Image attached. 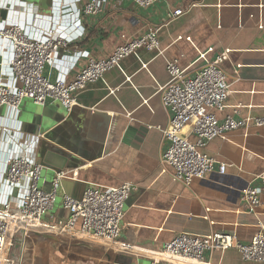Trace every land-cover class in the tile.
I'll return each instance as SVG.
<instances>
[{
  "label": "crops",
  "instance_id": "1",
  "mask_svg": "<svg viewBox=\"0 0 264 264\" xmlns=\"http://www.w3.org/2000/svg\"><path fill=\"white\" fill-rule=\"evenodd\" d=\"M61 2L67 4L68 20L78 16L86 0H12L8 4L3 0L0 10L7 12L4 18L15 13L30 25L49 28L57 19ZM179 8L185 14L170 20V14ZM82 24L83 31L71 45L78 61L72 66L74 59L62 60L60 51L57 67L46 70L52 71L54 80H73L89 57H108L123 42V35H141L152 27L159 29L164 56L142 49L140 59L126 58L121 69H113L105 74L104 81L90 84L79 95V105L73 111L58 100L40 105L25 99L15 114L14 125L21 129V119L38 107L47 108L54 118L65 114L54 125L58 129L53 140L46 141L64 145L79 163L76 169H65L75 172L71 180L83 182L71 187V196L82 197L91 185L112 187L131 182L135 189L126 202L117 241L106 243L87 235L28 230L22 240L16 241L18 250L13 256L19 257L18 263L151 264L162 256L165 244L182 232L205 235L222 231L248 243L258 223H264V203L257 213L250 214L242 200V190L260 185L256 176L264 172V126L230 131L224 138L213 140L206 151L228 164L227 172L214 171L190 185L184 184L161 171L167 144L158 127L168 126L170 114L157 90L159 84L169 81L166 59L180 58V66L194 74L202 65L196 62L200 52L209 47L216 53L229 49L230 59L223 68L231 81V93L221 119L229 114L236 119L264 116V0H159L147 8L128 0H111L99 15L82 17ZM141 62L148 63V70L141 68ZM8 113L6 107L0 108L1 116ZM40 152L38 148L42 163ZM2 171L0 162V207L8 190L1 182ZM50 173L43 171L46 184L52 180ZM64 194L61 188L59 197ZM68 216L62 203L56 202L45 221ZM193 264L264 262L245 261L237 249L231 248L212 257L207 253L204 263Z\"/></svg>",
  "mask_w": 264,
  "mask_h": 264
},
{
  "label": "built area",
  "instance_id": "2",
  "mask_svg": "<svg viewBox=\"0 0 264 264\" xmlns=\"http://www.w3.org/2000/svg\"><path fill=\"white\" fill-rule=\"evenodd\" d=\"M5 1L8 4L12 0ZM128 1L147 8L159 0ZM109 2L111 0H86L78 16L68 20H65L70 17L66 15L67 4L61 2L57 19L49 28L30 25L15 13L9 18L0 17V108L6 107L9 111L8 115H0L1 182L8 189L0 207V264H19V257L13 256L16 241L22 240V234L28 230H42L34 228L36 224H49L60 230L57 233L87 235L106 243L120 237L126 202L135 189L134 184L91 185L81 198L64 194L61 203L69 213L68 218L45 221L59 199L62 181L71 179L75 172H56L50 189L45 190L43 171L47 168L38 160L42 136H27L14 125L15 114L25 99L40 105L58 100L72 111L79 105V95L90 84L104 81L105 74L113 69H121L126 58L140 59L142 49L164 56L159 29L152 27L141 35H123V42L108 57H89L85 67L71 81L65 77L54 80L52 71L46 73L48 67L56 68L64 58L74 59L69 62L76 65L79 56L72 53L71 45L83 31L82 17L99 15ZM184 14L182 8L176 9L170 14V20ZM260 27L263 28V23ZM60 51H63L61 59ZM211 53L214 56L210 58ZM230 53L229 49L216 53L214 47L200 52L196 62L202 65L194 74L180 66V58L165 60L169 81L159 84L157 93L170 114V121L166 128L158 127L167 144L161 158V171L184 184L190 185L214 171L227 172L228 164L206 151L213 140L224 138L230 131L264 126V116L236 119L229 114L223 119L220 117L228 107L231 93V81L223 68ZM141 68L148 70V63L141 62ZM256 178L260 185H248L242 190L245 210L250 214L257 213L264 203V172ZM231 248L237 249L245 261L264 262V223H258V230L248 243H241L235 235L222 231L205 235L179 233L165 244L162 256L153 259L151 264L204 263L207 253L212 257Z\"/></svg>",
  "mask_w": 264,
  "mask_h": 264
},
{
  "label": "water",
  "instance_id": "3",
  "mask_svg": "<svg viewBox=\"0 0 264 264\" xmlns=\"http://www.w3.org/2000/svg\"><path fill=\"white\" fill-rule=\"evenodd\" d=\"M6 13L7 12L5 10H0V15L3 18L5 17ZM125 76L127 79V75ZM47 111L48 109L44 107H38L28 111L24 118L21 119L20 130H24L36 136H42L39 144V148H41V161L47 170L51 171L50 174L52 176V180L46 184V188L49 190L56 172L69 168L76 169L79 167V163L71 154L66 152L64 145H61L60 143L51 144L46 141L51 139L53 140V136L58 129L54 125L59 122L60 119L65 118V114L62 113L58 118H54L49 115ZM81 183H83L82 180L77 178L75 180L65 179L62 181V188L66 194L71 196V187L73 185H81Z\"/></svg>",
  "mask_w": 264,
  "mask_h": 264
},
{
  "label": "bare ground",
  "instance_id": "4",
  "mask_svg": "<svg viewBox=\"0 0 264 264\" xmlns=\"http://www.w3.org/2000/svg\"><path fill=\"white\" fill-rule=\"evenodd\" d=\"M15 223H18L17 221H15ZM34 228L37 229H42L46 232H60V230L52 225H44V224H36V226ZM82 236V235H81ZM85 238H88L87 236H84ZM91 238V237H90ZM115 242V241H114ZM117 245V244H116Z\"/></svg>",
  "mask_w": 264,
  "mask_h": 264
},
{
  "label": "rangeland",
  "instance_id": "5",
  "mask_svg": "<svg viewBox=\"0 0 264 264\" xmlns=\"http://www.w3.org/2000/svg\"><path fill=\"white\" fill-rule=\"evenodd\" d=\"M45 190H47V188L45 187ZM81 198V197H80ZM61 202V198L59 197L57 203L59 204ZM18 246V245H17ZM18 250V247H15V249L13 250L14 252H16ZM17 253V252H16Z\"/></svg>",
  "mask_w": 264,
  "mask_h": 264
}]
</instances>
